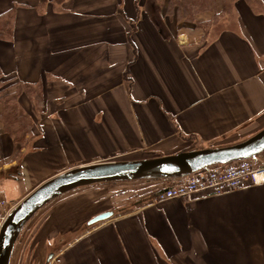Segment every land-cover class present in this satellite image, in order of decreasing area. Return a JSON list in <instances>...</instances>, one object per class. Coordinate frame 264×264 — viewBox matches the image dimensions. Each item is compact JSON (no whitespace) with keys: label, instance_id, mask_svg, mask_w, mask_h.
<instances>
[{"label":"crops","instance_id":"0c3cea01","mask_svg":"<svg viewBox=\"0 0 264 264\" xmlns=\"http://www.w3.org/2000/svg\"><path fill=\"white\" fill-rule=\"evenodd\" d=\"M13 6L0 70L10 91L24 82L42 96L35 106L19 95L32 118L24 147L0 123L9 213L71 168L230 145L264 128V8L239 0L232 26L206 33L169 0H0V14ZM154 182L60 195L39 218L38 248L58 246L51 264H264V184L154 204L175 180Z\"/></svg>","mask_w":264,"mask_h":264},{"label":"water","instance_id":"95a60500","mask_svg":"<svg viewBox=\"0 0 264 264\" xmlns=\"http://www.w3.org/2000/svg\"><path fill=\"white\" fill-rule=\"evenodd\" d=\"M263 153L264 128L255 135L230 145L184 150L139 160L102 161L68 169L38 186L9 213L0 228V264H10L15 243L29 219L44 205L69 191L81 186L113 181L176 179L212 164L258 157ZM112 215V211L100 213L89 221V225Z\"/></svg>","mask_w":264,"mask_h":264},{"label":"trees","instance_id":"16d2710c","mask_svg":"<svg viewBox=\"0 0 264 264\" xmlns=\"http://www.w3.org/2000/svg\"><path fill=\"white\" fill-rule=\"evenodd\" d=\"M157 1L164 3L166 0ZM212 2L213 0H169V6L171 8L177 7V11L179 13L183 12L186 18L194 19L197 12L212 8ZM233 2L235 3L236 0H225L223 10L217 13L213 21L208 24L219 22L226 14H233L235 8ZM246 2L258 11H262L264 8L261 0H246ZM15 15V6L0 14V39L10 40L13 38ZM203 25L202 28L206 33L210 31V25L207 27L205 24ZM8 85L9 81L5 79L0 70V101L3 104V112L0 113V123H3V129L10 134L19 147H24L31 131L32 118L23 112L19 104V95L26 93L36 101L35 106H40L41 87L39 85L17 82L15 83L16 90L10 91Z\"/></svg>","mask_w":264,"mask_h":264},{"label":"built area","instance_id":"2783aa9c","mask_svg":"<svg viewBox=\"0 0 264 264\" xmlns=\"http://www.w3.org/2000/svg\"><path fill=\"white\" fill-rule=\"evenodd\" d=\"M258 184H264V163L259 158L217 163L175 179L174 184L156 193L152 203L157 204L176 198L217 195ZM7 216L8 211H5L4 202L0 200V227Z\"/></svg>","mask_w":264,"mask_h":264},{"label":"rangeland","instance_id":"374dc122","mask_svg":"<svg viewBox=\"0 0 264 264\" xmlns=\"http://www.w3.org/2000/svg\"><path fill=\"white\" fill-rule=\"evenodd\" d=\"M218 1H220L221 3V7L219 10H217ZM238 1L239 0H236L235 3L233 2L234 7L236 6ZM212 4H213L212 8L197 12L194 19H188L185 16L184 17L187 20L195 21L197 23V26L201 28L202 26H204L203 24H205L206 27L210 25L211 27L210 30L212 28L219 30L225 27L232 26L231 24L232 21H230V19L232 17H235L234 16L235 8H234L233 14L232 13L226 14L222 18V20H220L219 22L214 23V24H208L213 21L217 13H220L223 10V7L225 5V0H213ZM203 12H212L214 14L210 20L205 21V23H202V21H199L198 16L200 13H203ZM182 15H184L183 12H182ZM157 180L158 179H140V180H127V181H113V182H105V183L124 185L126 187L125 188L126 193H130V192L137 193L139 191L147 189L148 187H152L153 183H155L154 181H157ZM154 189L155 188H152L150 190L153 191ZM46 205H44L40 210H38L24 226L23 230L21 231L15 243L10 264H51V262L53 261L51 255L55 252L58 246L53 247L52 244H50L40 249L38 248L39 242L36 241V237H35V233H36L35 228L37 227L39 218L42 214V211L45 209Z\"/></svg>","mask_w":264,"mask_h":264}]
</instances>
